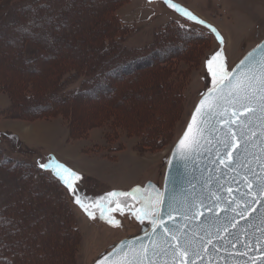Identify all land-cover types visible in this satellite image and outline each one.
<instances>
[{
    "label": "rangeland",
    "instance_id": "obj_1",
    "mask_svg": "<svg viewBox=\"0 0 264 264\" xmlns=\"http://www.w3.org/2000/svg\"><path fill=\"white\" fill-rule=\"evenodd\" d=\"M29 2L31 0H0V6L11 4L17 6L20 3ZM172 2L191 12L197 20L188 19L186 15L169 7L164 0H125L119 5L115 4L114 0H59V2L43 0L40 2L44 3L41 6H45L41 8L45 9L42 13L43 18L26 19L28 24L36 25L35 32H39L41 36L39 41H36L37 44L31 47L33 52L29 57L31 60L34 59V62L27 65L25 62L14 59L13 47L8 48L9 42L17 41L19 38L18 31H15L20 27L26 29L27 24L15 25L12 33L7 34L8 47L4 48L1 57L0 86L7 90L8 94L0 91V134L12 135L17 139V143L8 139L3 140V144L7 146L6 149L29 155L28 160L34 161L37 165L58 163L75 171L80 179L74 186L84 202L90 205L109 192H131L137 187H144L147 182L157 183L160 187L172 147L184 132L201 95L212 87V78L207 70L206 61L217 51H221L225 65L231 71L248 51L264 39V0H172ZM35 5L39 4L35 3ZM35 5L31 4V6ZM61 14L66 15L58 24L59 20L57 21L55 16L59 17ZM105 14H110L114 26H116V20L121 23L125 28V35L120 40L121 43L116 40L115 46L112 44L109 50L100 54L97 53L99 50L97 47L108 44L105 38H107V30L111 29V22L108 21L110 26L106 25L105 33L96 32L97 29L100 30L98 25L104 20ZM6 17V21L10 20L9 12ZM14 19L21 18L15 15ZM200 20L204 21V24L197 22ZM6 21L3 20L2 23ZM96 22L99 24L93 25ZM171 22H176L178 26L184 28L197 25H203L209 29L215 28L222 37L223 44L217 40L214 32L195 46L178 40L175 41L177 42L175 47L166 42L162 44L163 42L160 41L162 36L159 34H162L163 29ZM23 29L21 31L24 32ZM88 32L90 40H88ZM69 33L72 39L69 38ZM172 33L175 34L174 31ZM179 37L182 41L187 39L183 35ZM162 45L166 46L167 52L177 56L174 57L171 54V57L168 56L160 61L163 63L164 77L171 82L169 83L166 79L167 83L177 87L176 103L175 108L171 110L165 140L161 144L149 147L129 130L134 114L144 109L142 105L137 107L133 105L134 100L145 96L149 98L147 93L142 94V97H135L133 95L135 88L131 85L135 83L138 86L144 72L138 70L135 74H127L136 68L130 61L135 62L134 58L156 51ZM75 51L79 52L78 58L75 56L73 58V55L71 57ZM84 55L85 57L91 55L92 61L99 57L95 66L116 57L114 61L118 66L117 72H120L123 78L113 81V85L115 84L118 90L125 89L124 100L114 97L110 98L111 100L101 99L73 104L72 112L62 110L60 114L48 113L47 115L46 113L27 120L23 115L25 111V108L21 106L23 103L17 102L16 105L14 101L16 95L19 93L21 97L35 95L37 101L45 92L48 93L53 88L49 85L44 87L36 85L35 82L39 79L35 76L36 73L39 76L46 73L47 82L55 78L53 77L55 72L57 75L63 74L62 78L66 76L70 79L72 74L65 72L76 69L77 66L80 68L81 62L85 61ZM43 59L45 61L40 63ZM68 60L72 64H68L70 63ZM128 62L130 63L127 64ZM77 78L80 76L76 75L75 79ZM114 99H117L116 104L113 103ZM46 104L48 103L45 101L44 105ZM29 105L32 106V103H28ZM8 108L17 114L7 117L10 111L5 110ZM121 108L126 111L122 112ZM30 111L31 108H27L25 112L29 115ZM34 125L36 127L32 129ZM73 129L76 132L82 130L85 134H76L72 137L70 133ZM36 130L43 134L41 136L43 140ZM48 170L59 180L51 168ZM5 177L8 178L7 175ZM13 185L10 180L6 186L2 187L1 184L0 198L4 197L8 187ZM65 190L70 203L64 201L68 203L73 213L67 225L69 229L71 226L76 228L81 236L75 248L73 264H92L121 239L136 235L142 227H149L148 220L141 223L127 207L124 214L106 213L115 221H119L118 224H110L107 219H102L99 208L90 207L89 210L94 213L95 219L90 218L74 203V197L66 186ZM120 201L122 204L127 201L128 204L133 205V210L141 206L130 197H121ZM104 203L106 207L115 206L114 203L112 205ZM41 206H49V202Z\"/></svg>",
    "mask_w": 264,
    "mask_h": 264
},
{
    "label": "trees",
    "instance_id": "obj_2",
    "mask_svg": "<svg viewBox=\"0 0 264 264\" xmlns=\"http://www.w3.org/2000/svg\"><path fill=\"white\" fill-rule=\"evenodd\" d=\"M42 1L31 0L29 3H20L17 6H12L13 4L10 6H0V62L2 61L3 50L8 47V44L9 49L12 47L14 49L12 52L14 59L20 60L22 63L25 62L27 65L34 62V59L31 60L29 57L30 53L33 52L31 47L37 44L36 41H39L38 39L41 36L39 32H35L36 25L28 24L26 19H30V17L43 18L42 13H44L43 11L45 9L41 8L45 6H41L44 4L40 3ZM56 1L59 2V0ZM124 1L114 0L115 4L118 5ZM35 3L39 5H35ZM31 4L35 6H31ZM109 8L111 9L110 6ZM8 12L11 18L6 21ZM15 15L21 19H14ZM65 15L55 16L57 21L59 20L58 24L61 18H65ZM103 18L104 20L100 24L97 22V24H93H99L98 27L100 30L97 29L96 32L102 34L106 31L104 29L106 25L107 27L110 26L107 22H111V29L107 30V38H105L108 44H101V47H97V49L99 48L97 53L100 54L109 50L108 48L112 44L115 46L117 42L121 43L120 40L125 35V28H123L118 20H116V26H114V21L110 14H105ZM3 20L6 21V24L4 22L2 23ZM15 25H26L27 27L25 26L26 29L20 27L16 30L15 32L18 31V40L14 41L12 39L13 41L8 43L7 34L9 32L12 33L11 31H13ZM167 26L163 29V33L159 34V36H162L160 41L163 42L162 44L165 42L170 43V46L174 47L177 45V42H175L177 40L181 43L188 42L190 46H195L198 42H203L204 39H207L213 33L211 29L203 25L184 28L178 26L176 22H171ZM22 29L24 32L21 31ZM89 32L88 40H90ZM182 35L187 37V39H184V41L179 40V36ZM69 38L72 39L70 33ZM116 40L118 41L116 42ZM165 47V45H162L156 51H150L134 58L135 62H130L136 68L127 74H135L138 70L144 72L139 80L140 83L138 86L135 83L131 85L135 88L133 94L135 97H142V94L147 93L149 98L145 96L141 99L136 98L137 100H134L133 105L136 107L142 105L144 109L134 114V119L131 121L132 125H129V130L133 135H137L143 144L149 147L161 144L165 140L169 128L171 110L175 108L176 103L175 91L177 87L170 86L167 83L168 79L162 73L163 63L160 61L168 56L171 57V54L174 57L177 56L172 52H167ZM72 55L73 58L74 56L78 58L79 52L75 51L71 54V57ZM90 56L85 57V61L81 62L82 64L84 63L83 65L81 64V69L77 66L78 69L73 68L65 72L72 74V78L70 79L66 76L62 78L61 75L63 74L57 75L55 72L53 76L55 78L52 81L48 79L49 82H47L45 78L46 73L42 76L36 73L35 76L39 77L35 82L36 85L40 87L49 85L53 90H49L48 93L45 92L37 101V96L35 97V95L25 97L19 96L20 93L16 95V99H14L16 105L23 103L21 106L25 108V111L27 108H31L29 115L27 112H23L25 118L27 120L35 119L46 113L47 115L48 113L50 115L60 114L62 110L72 112L73 104L88 103L101 99L107 100L114 97L124 100L126 96L125 89L118 90L116 89V85H113V81L116 82L123 78V76H120L121 73L117 72L118 66H116L114 61L116 57L108 59L105 63L102 61L98 63L99 65L96 64L95 66L94 64L96 61H99V57H96L92 61L91 57L93 55ZM45 59L41 60L40 63L44 62ZM68 62L70 61L68 60ZM68 64L72 63L70 62ZM160 71L161 73H159ZM76 75H79L80 78L75 79ZM168 82L171 83L169 80ZM164 83H166L165 86ZM0 91L8 94V91L1 88V86ZM116 100H113L114 104H116ZM45 101L48 104L44 105ZM28 103H32V106H30L31 104L28 106ZM129 109L133 108L131 107ZM121 110L122 112L126 111L123 108ZM5 111H10L7 117H12V115L17 114L9 108ZM76 134L85 133L82 130L81 132H76L75 129L70 133L72 137L76 136ZM6 139L17 143V139L12 135L0 134V187L1 184L2 187L6 186L8 180L14 184L13 186H9L8 192H6L4 197L0 198V264H73L75 248L79 244L78 239L80 233L73 226L69 229L67 225L73 213L71 207L67 205L70 201L64 184L53 177L48 169H42L34 161H29L27 158L29 155H22L12 150L8 151L6 149L7 146L3 144V140ZM6 175L8 178L5 177ZM64 200L68 201V203L66 204ZM45 202H49V206H41Z\"/></svg>",
    "mask_w": 264,
    "mask_h": 264
},
{
    "label": "snow or ice",
    "instance_id": "obj_3",
    "mask_svg": "<svg viewBox=\"0 0 264 264\" xmlns=\"http://www.w3.org/2000/svg\"><path fill=\"white\" fill-rule=\"evenodd\" d=\"M164 2L188 19L197 20L191 12L172 0ZM197 22L204 24L202 20ZM208 27L211 28L210 25ZM211 30L223 44L216 29ZM258 50V53L253 50L241 60L239 71L227 69L221 51H217L206 61L212 87L200 100L177 148L186 160L200 154L202 150L212 154L214 149L213 163L235 175L230 181L220 185L227 193L226 196H221L218 192L210 193L211 205L206 206L203 200L185 202L181 208L169 205L168 219L174 221V213H178L186 221L183 225L172 229L167 227L163 218L164 193L159 190H141L137 187L131 192L113 191L90 205L84 202L74 186L80 179L75 171L58 163L39 165L42 169L53 170L73 195L74 203L90 218L95 219L90 207L99 208L102 219H107L110 224H118L119 221L106 213L124 214L127 207L141 223L145 220L150 222L152 232L147 234L149 239L139 245L132 241L128 242L127 247L121 244L110 254L111 258H105L108 264H197L198 260L200 264H212V258L220 251L219 244L213 241H227L228 236L234 235L230 229L238 226L236 217L247 219L250 213L256 211L251 206L252 201L247 198L252 196L256 202L264 199V45H259ZM216 145L219 147H215ZM232 182L244 184L246 191L240 192L239 188L235 190L240 192V198L235 195ZM121 197H130L141 206L133 210V205L127 201L121 203ZM104 202L107 205L114 203L115 206L106 207ZM204 208L212 213L209 224L199 222L204 215L201 209ZM214 210L224 213L231 211L235 215H225L223 219L227 223H224ZM260 219L264 222V215ZM189 224L192 225L190 229ZM261 238L264 239V235ZM247 247L248 244L245 243V248Z\"/></svg>",
    "mask_w": 264,
    "mask_h": 264
},
{
    "label": "water",
    "instance_id": "obj_4",
    "mask_svg": "<svg viewBox=\"0 0 264 264\" xmlns=\"http://www.w3.org/2000/svg\"><path fill=\"white\" fill-rule=\"evenodd\" d=\"M259 45H264V39L253 49L248 51L231 71H239L238 66H240L241 60L253 50H257L258 53ZM204 94L201 95L199 101L195 105L184 132L169 153L162 185L159 187L157 183L147 182L144 187L140 188L141 190H159L164 193L165 203L163 206V218L169 229L186 223L183 217L178 213H174L176 216L174 221L168 219V212L170 210L169 205L181 208L185 202H192L194 200H203L206 206L211 205L210 193L218 192L219 195L226 196L227 193L220 185L224 184L226 181H230L231 177L235 175L234 172H229L227 169H223L213 163L215 159L214 149L212 154H209L207 150H202L200 154L194 155L192 158L186 160L181 156L180 150L177 148ZM215 147H219V145ZM239 159L238 157V160ZM253 167L256 166L253 165ZM231 187L237 198H240V192L246 191L243 183L232 182ZM237 188L240 189V192L235 191ZM230 198L231 197H229V199ZM247 199L252 201L251 206L254 207L256 211L250 213L247 219H241L239 216L236 217L239 221L238 226L234 229H230L234 235L228 236L227 241H213L219 244L220 251L212 258V264H264V239L261 238L262 235H264V222L260 219V217L264 215V199H259V202H256L252 196H249ZM221 207H224V205L221 204ZM201 211L204 212V215L200 217L199 222L202 224L211 223L210 218L212 213L208 212L206 208L201 209ZM214 211L217 212L224 223H227V221L223 219L225 215L229 217L235 215V213L231 211L228 213L220 212L219 210ZM191 226L192 225L189 224V229ZM151 232L152 225L149 222L148 228L142 227L136 235L121 239L107 252L101 254L92 264H108L105 258H111L110 254H113L121 244L127 247L128 242L132 241L135 245H139L142 241H147L149 239V235L147 234H151ZM225 235L227 236V233H225ZM245 243L248 244L247 248H245ZM233 245H235V247ZM244 252L247 254L242 255L241 253ZM197 264H200L199 260Z\"/></svg>",
    "mask_w": 264,
    "mask_h": 264
},
{
    "label": "crops",
    "instance_id": "obj_5",
    "mask_svg": "<svg viewBox=\"0 0 264 264\" xmlns=\"http://www.w3.org/2000/svg\"><path fill=\"white\" fill-rule=\"evenodd\" d=\"M34 127H36V126L34 125L32 129H35ZM36 129H38V128H36ZM38 130H40V128ZM38 130H36L37 131V134H39V137L41 138V140H43V138L41 137L43 134H41L40 132H38ZM47 138H48V136H47ZM31 141H33V140H31Z\"/></svg>",
    "mask_w": 264,
    "mask_h": 264
}]
</instances>
